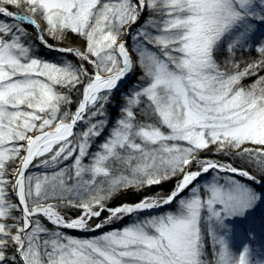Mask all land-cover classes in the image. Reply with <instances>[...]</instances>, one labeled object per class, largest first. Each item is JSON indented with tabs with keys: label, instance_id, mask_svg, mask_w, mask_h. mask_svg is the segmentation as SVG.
Masks as SVG:
<instances>
[{
	"label": "snow or ice",
	"instance_id": "1",
	"mask_svg": "<svg viewBox=\"0 0 264 264\" xmlns=\"http://www.w3.org/2000/svg\"><path fill=\"white\" fill-rule=\"evenodd\" d=\"M0 264H264V0H0Z\"/></svg>",
	"mask_w": 264,
	"mask_h": 264
},
{
	"label": "rangeland",
	"instance_id": "2",
	"mask_svg": "<svg viewBox=\"0 0 264 264\" xmlns=\"http://www.w3.org/2000/svg\"><path fill=\"white\" fill-rule=\"evenodd\" d=\"M127 222H130V221H125V222H116L115 225L113 226H107L106 230H110L111 227H119L121 225V223H127ZM67 231H75V230H67ZM83 235H85L84 233H82ZM83 235H80V236H83Z\"/></svg>",
	"mask_w": 264,
	"mask_h": 264
},
{
	"label": "trees",
	"instance_id": "3",
	"mask_svg": "<svg viewBox=\"0 0 264 264\" xmlns=\"http://www.w3.org/2000/svg\"><path fill=\"white\" fill-rule=\"evenodd\" d=\"M167 187H169L168 185L165 186V189H167ZM155 191V190H154ZM129 199H134V197H129ZM70 234L72 235H77V236H80V235H83L82 233L80 232H77V231H68Z\"/></svg>",
	"mask_w": 264,
	"mask_h": 264
}]
</instances>
